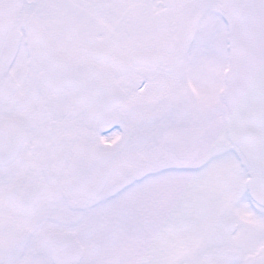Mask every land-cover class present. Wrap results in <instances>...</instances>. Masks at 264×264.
<instances>
[{
    "label": "snow or ice",
    "instance_id": "6c2138e0",
    "mask_svg": "<svg viewBox=\"0 0 264 264\" xmlns=\"http://www.w3.org/2000/svg\"><path fill=\"white\" fill-rule=\"evenodd\" d=\"M0 264H264V0H0Z\"/></svg>",
    "mask_w": 264,
    "mask_h": 264
}]
</instances>
